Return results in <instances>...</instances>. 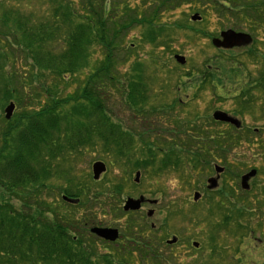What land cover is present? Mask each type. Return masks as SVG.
<instances>
[{"label": "trees", "instance_id": "obj_1", "mask_svg": "<svg viewBox=\"0 0 264 264\" xmlns=\"http://www.w3.org/2000/svg\"><path fill=\"white\" fill-rule=\"evenodd\" d=\"M46 1L50 4L46 11L48 16L36 21L32 20V15L22 14L17 8L6 5L5 0L0 1V112L10 102L22 110L15 123L0 115V122L4 123L0 133V264H145L146 260L134 257V251L124 250L123 246L112 249L90 237L87 228L91 223L102 224L92 222L91 206L98 201L109 202L107 206L114 200L119 202L122 187L101 188L99 197H93L87 183L69 178L71 170H61L62 163L68 161L72 153L100 148L112 165L114 161L118 165L134 164L133 170L146 172L152 168L158 171L168 167L182 169L185 165L188 169L187 172L184 166L185 173L191 175L197 170L212 171L213 163L218 160L227 165L228 153L234 151L243 138L249 140L255 135L242 134L234 128L220 129L222 126L210 132L202 129L199 122L190 121L189 137L180 139L174 147L177 142L157 147V143L149 142L146 133L125 130L108 110V100L112 97L109 95L113 93L124 100L136 116L167 115L165 110L159 112L157 108L152 109L153 113L147 111L150 110L149 95L153 91L150 80L153 78L144 72L141 64H134V69L132 66L129 73L119 77L122 66L125 68L132 59L140 57L135 44L125 46L126 35L140 27L141 42H149L154 50L170 51L171 43L162 35L175 27L169 26L164 15L182 2L206 7L213 0ZM241 1L226 9L233 12L241 8ZM257 4H245V12L240 13V19L244 17L252 23L253 31L260 29L264 22V2ZM215 9L217 13L226 14L225 8L216 6ZM97 51L98 58L93 61ZM159 64L157 61L155 66ZM216 67L214 73L199 71L198 84L192 83L193 73L180 77L192 85L195 95L209 80L215 90L213 81H221L217 78L222 76L219 65ZM222 70L234 73L229 68ZM81 76L84 78L80 91L62 98V92ZM257 88L264 93V77L263 84ZM246 95L242 94V99ZM241 102L244 109L252 107ZM174 103L178 105L179 101ZM52 176L69 178L59 187L60 194L77 200V205L67 203L62 196L59 207L49 202L45 196ZM212 193H218L219 200L214 199L217 203H213L218 209L226 203L232 207L226 216L237 213L240 220L245 219L248 210L257 211L247 197L245 207L237 208L234 202L239 197H234L230 189ZM254 199L260 208L264 202ZM132 236L137 241L145 235ZM99 244L109 253L100 255ZM150 262L162 264L163 260Z\"/></svg>", "mask_w": 264, "mask_h": 264}, {"label": "rangeland", "instance_id": "obj_2", "mask_svg": "<svg viewBox=\"0 0 264 264\" xmlns=\"http://www.w3.org/2000/svg\"><path fill=\"white\" fill-rule=\"evenodd\" d=\"M141 1L132 0L134 3ZM236 1L230 0L228 6H237V4L234 5ZM253 2L254 0L241 1L242 7L233 9V12L226 9L230 7L227 5L225 7L223 0H213L211 5L198 7V11L197 7L189 5L188 1L182 2L180 6H176L174 11L164 15V20L169 26L175 27L173 31L162 35L163 37L166 35V42L171 43L172 53L168 50L163 51V48L154 50L149 42H141L140 36L143 31L140 27L130 30L126 35L125 46L135 44L140 57L134 61L132 59V62L125 68L122 66L119 69V77L129 73L134 64H141L144 72L153 78L152 81L150 80L153 86V91L149 95L148 108L150 110L147 111L153 113L152 109L157 108L159 112L165 110L167 115L156 113L143 118L136 116L127 108L125 101L113 96V93L109 95L112 97L110 101L108 100V110L114 120L125 130L138 134L146 133L149 142L157 143V147L167 144L170 146L171 143L177 142L172 145L174 147L180 139L189 137L188 122L190 121L199 122L202 129L214 132L219 130V126H210L214 112L221 111L231 115L238 112L240 115L237 118L243 124V131L240 132L242 134L254 133V130H257V133H254L255 135L249 140L243 138L237 144L236 149L228 153L227 165H223L221 160L215 163L225 169V172L221 174L218 190L223 193L229 189L232 190L233 196L239 197L234 202L237 208L245 207L247 197L248 201L252 202V208H257V211L248 210L245 219L239 220L237 213L226 216L232 209L229 204L226 203L219 207L220 210L213 205L217 203L214 199L219 200L218 193L207 190V181L215 178L214 170L206 169L202 173L197 170L191 175L185 173V165L182 169L168 167L163 171L154 168L147 169V172L137 170L141 173V177L139 183L136 184L137 171L133 170L134 164L126 166L121 163L118 165L114 161L112 165L106 159L109 156H106L100 148H88L72 153L70 159L62 163L64 166L61 170H71L69 178L75 177L77 181L87 183L93 197H99L98 193L101 188L107 189L111 185H120L123 189V196L118 198L119 202L114 200L112 205L107 206L105 204L109 202L104 204L103 201H98L91 206L90 214L94 218L92 222H102L97 226H112L120 230L127 221L139 224L146 221L148 226L155 225L154 242L158 245L154 246L159 248L158 252L167 258V264H264V203L258 208L254 199L255 197L260 202H264V192H262L264 189V93L257 88L263 84L264 77V22L260 29L253 31L254 26L251 22L244 17L240 19V13L246 10L244 9L245 4L248 6ZM5 4L17 8L22 14L32 15L34 21L48 16L46 13L50 9V4L46 0H5ZM213 4L218 8H225L226 14L217 13L216 6ZM194 14H199L202 20L200 22L191 21ZM179 25L182 27L179 28ZM225 30L252 34L254 43L250 47L220 51L212 45V39L218 38ZM250 50L254 52L252 56H249ZM98 55L97 51L93 56V61L98 58ZM175 55L183 56L186 59V65L180 66L174 59ZM215 58H218L217 61ZM157 61L160 62L159 66H155ZM217 65L221 70L222 78L215 84L218 87L216 91L210 85L209 80V83L198 90L195 95L192 85L180 77L193 73L194 82L192 83L198 84L199 71L206 70L214 73L218 69ZM222 68L234 70V73L229 74ZM3 70L4 73L5 67ZM83 78V76L75 78L71 87L62 92L61 97L65 98L75 90L80 91ZM248 87L252 88L251 93H248ZM240 93L243 95L248 93L246 103L252 107L244 109L245 105L240 104L241 99L234 98ZM175 101H179L178 105L174 103ZM5 108L0 112L4 119ZM21 112L20 108H16L10 122L15 123L19 120ZM178 121L183 124L179 126ZM3 130L4 123L1 121L0 133ZM1 141L0 136V144ZM160 159L159 156L158 160ZM96 162H102L107 167V171L100 176L99 180L93 179L92 166ZM229 164H232V167ZM252 169H256L258 175L250 182L251 189L245 192L240 185L241 177ZM186 170L188 172L187 167ZM68 177L65 179L52 176L47 182L48 189L45 197L49 202L56 204V207H59L61 196L63 197L59 187L65 185ZM127 182L128 185L125 184ZM195 192L203 195L197 205L193 200ZM139 197L149 201L155 200L158 203L145 204L140 213L128 212L133 214V217H129V214L125 215L122 211L124 202L128 198L138 199ZM1 198L2 190L0 189V200ZM211 202L212 204H209ZM15 204L19 205L17 202ZM118 207L120 211H117ZM150 210L154 214L152 217H147L146 214ZM226 217L228 219H225ZM164 224L165 226L167 224V228L163 227ZM92 227L94 223L87 228L90 230ZM173 236L179 241L172 249L167 248L165 241ZM90 237L94 238L93 235ZM192 242H198L200 248L194 249ZM104 249L106 248L99 244L100 255H105Z\"/></svg>", "mask_w": 264, "mask_h": 264}, {"label": "flooded vegetation", "instance_id": "obj_3", "mask_svg": "<svg viewBox=\"0 0 264 264\" xmlns=\"http://www.w3.org/2000/svg\"><path fill=\"white\" fill-rule=\"evenodd\" d=\"M232 1H235V0H232ZM238 1V0H237ZM264 2L263 0H254V2L253 3H255V4H257L258 2ZM223 4H225V5H227L228 6V4H230V0L229 1H225ZM258 5V4H257ZM199 7V6H198ZM197 7V8H198ZM201 8V7H200ZM196 10H199V8L198 9H196ZM248 10H250V9H248ZM226 31V30H225ZM223 32V31H222ZM221 32V33H222ZM221 33H220V35H221ZM240 33H244V34H246V35H249L250 37H251V39H252V43L249 45V46H245V47H250L253 43H254V38L252 37V34H247V33H245V32H240ZM220 35H219V37L218 38H220ZM218 38H216V39H218ZM245 47H240V48H245ZM234 49H237V48H234ZM218 50H220V49H218ZM231 50H233V49H231ZM220 51H225V50H220ZM228 51H230V50H228ZM254 54V52H253V50H250L249 51V56H252ZM218 59V58H217ZM241 70V69H240ZM239 70V71H240ZM217 78V77H216ZM222 78V76H219V78H217V79H221ZM232 78V77H231ZM219 82V81H218ZM218 82H213L214 83V88H215V91H216V89L218 88L215 84H217ZM247 84V83H246ZM245 84V85H246ZM249 85H250V83H249ZM243 88V87H242ZM251 89L252 88H250V87H248L247 88V90H249V92L251 93ZM234 98L235 99H242V94L240 93V94H237L236 96H234ZM243 100H246V97L245 98H243L242 99V102H244ZM244 103H246V101L244 102ZM226 114H228L229 116H231L232 118H234L235 120H237L238 122H239V124H240V126L239 127H237V126H235V125H232V124H230V123H218V122H215L214 120L212 121V123H211V125L210 126H214V127H217L219 124H221V125H224V126H227L226 128H229V129H232V128H234V129H236V130H238V131H243V124H242V122H241V120H239L238 118H237V116L238 115H240V114H238V112H236L235 114H233V115H231V114H229V113H226ZM237 114V115H236ZM213 119V118H212ZM220 126V125H219ZM223 126V127H224ZM246 132V131H245ZM254 133H257V130H254ZM216 162H214L213 163V165L215 164ZM215 166H216V164L213 166V170L215 171V173H216V169H215ZM139 171V170H138ZM138 171L136 172V173H138ZM140 173V172H139ZM140 177H141V173H140ZM140 179V178H139ZM207 190H208V188H207ZM200 195L201 196H203L202 195V193H200ZM202 200V197H201V199L198 201V202H200ZM198 202L197 203H195V205H197L198 204ZM158 203V202H157ZM145 204H148V202H145L144 204H142V206H141V208H140V210L139 211H137L136 213H140L141 212V210L143 209V207H144V205ZM150 204V203H149ZM151 205H153V204H151ZM122 211L124 212V214L125 215H128L129 213H128V211L126 212V211H124V205H123V207H122ZM152 210H150V211H148V213L146 214V216L147 217H150L149 216V212H151ZM127 213V214H126ZM153 214H154V212H153ZM130 216L129 217H133V214H129ZM153 216V215H152ZM151 216V217H152ZM125 217V216H124ZM133 221H131V222H128L127 221V223H126V225L125 226H123L122 228H121V230L120 229H118V228H114V227H112V226H100V227H103V228H105V229H114V230H117L118 231V239L116 240V241H114V242H112V241H108V240H105V239H101V238H97L100 242H102V243H104L105 245H108L107 247H109V248H112V249H114V248H121L122 246H123V248H124V250H129V251H134L132 254L134 255V257L137 259V260H140V259H144V260H146V263L145 264H151V260H154V259H159V260H163V262L165 263V264H167L166 262H167V258H165L162 254H160V252H158L159 251V248H155V244H157L158 245V243L157 242H154V238H155V235H156V231H155V225H150V226H148V224H147V222L146 221H144L143 222V224H139V223H132ZM133 225V226H132ZM163 227H165V228H167V224H166V226H165V224L163 225ZM90 229V228H89ZM133 234H140V236H142V235H145V236H143V237H138L139 239L136 241V239L137 238H131V237H133L132 235ZM131 236V237H130ZM158 240V239H157ZM175 240V241H174ZM174 241V242H173ZM178 238L177 237H175V236H173L171 239H168V240H166L165 241V244H166V246H167V248H170V249H172L173 247H175V245L178 243ZM162 242H163V240H162ZM171 242H173V243H171ZM161 243V242H160ZM196 244H197V246H196ZM210 243H208V245H209ZM200 245H199V243L198 242H192V247L194 248V249H196V250H198L200 247H199ZM114 247V248H113ZM157 250V252L155 253L154 251H156ZM139 251H144V252H139ZM108 252H109V250L107 249V250H105V254H108ZM164 263H162V264H164ZM139 264V263H138Z\"/></svg>", "mask_w": 264, "mask_h": 264}, {"label": "water", "instance_id": "obj_4", "mask_svg": "<svg viewBox=\"0 0 264 264\" xmlns=\"http://www.w3.org/2000/svg\"><path fill=\"white\" fill-rule=\"evenodd\" d=\"M201 18L198 15H195L192 17L193 21H198ZM213 45L216 48L219 49H234V48H240L249 46L252 43V39L249 35L243 34V33H237L233 30L225 31L221 34L220 38L214 39L212 41ZM175 60L180 64L184 65L186 63V60L182 56H175ZM15 110V104L12 102L10 103L7 108L5 109L6 113V119H11L13 112ZM213 118L215 121L218 122H224V123H230L232 125H235L237 127L240 126L239 122L235 120L234 118L230 117L228 114L224 112L217 111L214 113ZM93 170V178L94 180H99L100 176L106 171V165L102 162H96L93 164L92 167ZM217 177L211 178L208 180V189L209 190H216L219 187V180L221 173L224 172L223 168L216 167ZM257 175V171L253 170L249 172L248 174L244 175L241 178V188L245 191L250 190V181L255 178ZM140 173H137L136 176V182L139 181ZM201 195L200 193L194 194V201H198L200 199ZM64 200L71 204H76V200L69 199L67 197H64ZM145 202V199L143 197L139 198L138 200L134 199H127L124 211H138L141 208V205ZM151 203H156L155 201ZM153 215V211L149 212V216L151 217ZM91 233L96 235L97 237L101 239H105L108 241H116L118 239V231L113 229H104V228H93L91 230ZM175 241V240H174ZM173 241V242H174ZM171 242V243H173ZM197 246V244H196Z\"/></svg>", "mask_w": 264, "mask_h": 264}]
</instances>
